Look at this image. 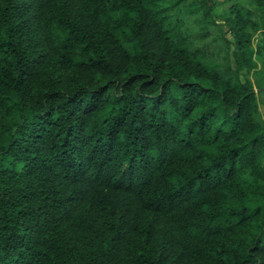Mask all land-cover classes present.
<instances>
[{"label": "trees", "instance_id": "trees-1", "mask_svg": "<svg viewBox=\"0 0 264 264\" xmlns=\"http://www.w3.org/2000/svg\"><path fill=\"white\" fill-rule=\"evenodd\" d=\"M250 2L0 0V264H264Z\"/></svg>", "mask_w": 264, "mask_h": 264}, {"label": "rangeland", "instance_id": "rangeland-1", "mask_svg": "<svg viewBox=\"0 0 264 264\" xmlns=\"http://www.w3.org/2000/svg\"><path fill=\"white\" fill-rule=\"evenodd\" d=\"M213 10H212V14L214 16V18H216L219 22H223V20L226 19L227 14L229 13V8L232 4L234 3H242L243 5H245V7L249 10V12H256V8L255 5L253 3L250 2V0H232L229 3L225 2V0H210ZM185 23H187L188 25L191 26L192 29L196 28L197 25V20L200 18L198 16H190V15H186L185 16ZM217 27L213 26L210 27V31L207 32V35H203V33L199 30L195 31V33L192 35V38L196 41L197 45H203L205 42L208 43H212L210 44V49L213 50L214 52L217 51H221L222 50V46H225L224 41L220 40V41H212V39H214V36H216L217 34ZM228 36V35H227ZM263 38V34L262 32H259L258 34H256L254 42L255 44L258 43V41ZM234 38L230 37V44L228 45V51L231 54L230 56V68L231 70H235V62L233 59V49H234V45H233V41ZM237 72L239 73L240 77L242 79H245L246 77H250L256 87V92L258 95V100H259V106H260V110L262 113V116L264 118V91L261 89L260 90V85L264 84V64H263V59L262 58H258V67L256 69H253L251 71L247 70V69H242L240 71L237 70Z\"/></svg>", "mask_w": 264, "mask_h": 264}]
</instances>
